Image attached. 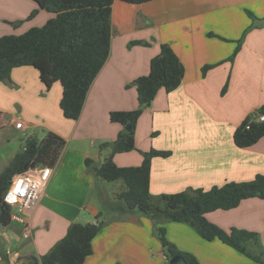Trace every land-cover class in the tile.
I'll use <instances>...</instances> for the list:
<instances>
[{"label":"crops","instance_id":"crops-1","mask_svg":"<svg viewBox=\"0 0 264 264\" xmlns=\"http://www.w3.org/2000/svg\"><path fill=\"white\" fill-rule=\"evenodd\" d=\"M33 11H37L34 18L27 20ZM51 16L32 0H0V37L41 27ZM18 22L22 23L14 26ZM111 28L109 57L77 120L62 114L61 84L47 89L33 67L14 68L9 83L0 81V133L16 130L24 141L53 132L65 140L42 198L29 215V236L24 237L16 223L0 228V264H33V257L46 254L72 223L103 224L92 241L93 253L83 264H159L149 259L152 248L165 260L155 230L158 225L138 211L119 210L116 193L122 183H117L112 198L105 190L93 193L100 179L85 164L89 159L101 165L109 157L110 149L101 145L115 141L122 129L110 122L109 113L137 108L131 84L148 73L161 44H168L177 55L184 76L173 91L160 89L137 121L139 151L170 153L152 158L149 192L158 196L187 189L207 191L264 176V137L244 149L233 141L237 127L264 104V0L142 4L114 0ZM238 40L239 49L231 58ZM206 66L210 68L203 74ZM19 121L22 130L15 128ZM19 150L13 146L4 151L5 165ZM139 151L116 154L113 162L118 167H137L142 162ZM107 204L110 210L105 209ZM205 218L227 232L232 228L255 232L264 246L263 199L249 198ZM160 226L177 249L192 254L200 264H256L218 240L203 239L187 224Z\"/></svg>","mask_w":264,"mask_h":264},{"label":"trees","instance_id":"trees-1","mask_svg":"<svg viewBox=\"0 0 264 264\" xmlns=\"http://www.w3.org/2000/svg\"><path fill=\"white\" fill-rule=\"evenodd\" d=\"M39 9L52 14L41 27L30 28L20 35L0 37V81L10 82L11 71L17 67L31 66L39 73L41 82L48 89L59 82L62 97L59 107L63 116L77 120L83 109L87 92L109 57L112 28L111 14L114 0H32ZM128 4H142L154 0H120ZM33 11L27 20L34 18ZM255 20L251 12H246ZM22 22L14 24L17 26ZM209 36H215L209 34ZM231 58L239 49L240 40ZM134 44V43H132ZM210 66L202 69L204 74ZM184 76V67L168 44H161L159 53L151 58L148 73L135 79L138 106L130 111H112L111 123L122 126L112 143L101 145L110 149L109 157L95 165L87 159L86 167L97 178L107 182L121 181L124 189L117 199L123 202L120 211H138L154 224L165 222L184 223L192 227L207 241L218 240L235 249L258 264H264V246L255 232L232 228L228 232L210 223L205 214L216 210H230L249 198L264 200V176L257 175L248 182H229L221 187L187 189L177 194L153 196L149 192V173L154 157H167L166 151H139L135 145V129L138 118L157 92L169 93L179 86ZM130 88V87H128ZM1 115V113H0ZM264 104L250 114L233 134L235 146L249 148L264 137ZM125 127L129 129L126 130ZM65 140L53 132L42 139L27 137L8 165L0 173V228L11 224V208L3 202V193L15 174L24 173L33 167H49L57 164ZM139 151L142 162L137 167H118L113 156L119 153ZM102 223H72L66 234L46 254L33 257V264H83L93 253L92 241L102 228ZM158 239L170 264L171 257H178L174 264H200L190 253L181 251L166 238L163 226L156 229ZM7 260L5 255H2Z\"/></svg>","mask_w":264,"mask_h":264},{"label":"built area","instance_id":"built-area-1","mask_svg":"<svg viewBox=\"0 0 264 264\" xmlns=\"http://www.w3.org/2000/svg\"><path fill=\"white\" fill-rule=\"evenodd\" d=\"M257 121L263 122L264 116H259ZM15 128L22 130L23 123H15ZM51 171L49 167L37 166L24 173L15 174L3 193V202L11 208L10 221L21 226L24 237L30 234L29 215L39 204Z\"/></svg>","mask_w":264,"mask_h":264},{"label":"rangeland","instance_id":"rangeland-1","mask_svg":"<svg viewBox=\"0 0 264 264\" xmlns=\"http://www.w3.org/2000/svg\"><path fill=\"white\" fill-rule=\"evenodd\" d=\"M2 115V114H1ZM23 145V135L20 132H17L16 130H13L10 132V134L6 135L3 133H0V173L4 170V168L8 165H5L4 161H3V153L4 151L9 148V147H13V146H17V148H21ZM117 183H122L121 181H115V182H107L104 181L102 179L99 180L98 183V189H92L93 193H97L98 190H101L102 192H106V194L108 195V197L112 198V193L114 191H116V185ZM123 185V184H122ZM124 189V187H119V189L117 190V196L118 194ZM116 198V197H115ZM108 201V200H107ZM112 202H114V205H116V207L119 205V202L116 199H112ZM110 203V202H109ZM120 205H123V202H120ZM112 206L111 205H106L105 209L106 210H110ZM160 225H158L157 227H159ZM167 238V237H166ZM167 240L169 242H171L168 238ZM161 246L160 241L158 242ZM161 249L164 252V249L161 246ZM164 254V253H163ZM150 260L156 261L159 264H163L165 260H163V258L161 257V255L159 254V251H156L154 248L150 249ZM256 263V262H255ZM257 264V263H256Z\"/></svg>","mask_w":264,"mask_h":264},{"label":"water","instance_id":"water-1","mask_svg":"<svg viewBox=\"0 0 264 264\" xmlns=\"http://www.w3.org/2000/svg\"><path fill=\"white\" fill-rule=\"evenodd\" d=\"M126 130H128L129 128L128 127H125ZM164 253L165 254H169L168 250L167 249H164ZM178 261V257H171V259L169 260L170 264H174Z\"/></svg>","mask_w":264,"mask_h":264}]
</instances>
